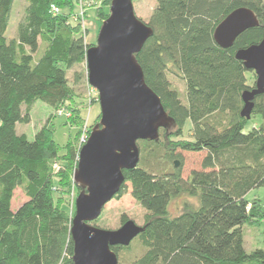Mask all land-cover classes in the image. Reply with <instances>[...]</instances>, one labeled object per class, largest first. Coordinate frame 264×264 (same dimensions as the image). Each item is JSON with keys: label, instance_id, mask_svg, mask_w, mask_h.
<instances>
[{"label": "trees", "instance_id": "1", "mask_svg": "<svg viewBox=\"0 0 264 264\" xmlns=\"http://www.w3.org/2000/svg\"><path fill=\"white\" fill-rule=\"evenodd\" d=\"M13 3L0 0V264H73L72 217L57 202L55 191L71 177L80 190L73 180L81 147L77 143L100 121L88 125L75 106V86L86 80L87 68L74 71L73 84L67 74L86 65L92 45L65 10H75L78 0H27L17 35L9 38ZM52 5L60 8L58 14ZM239 7L252 9L259 25L223 48L214 31ZM108 16L106 12L103 20ZM147 23L154 33L137 59L175 125L168 132L161 129L158 140H139L145 142L142 149L138 142L139 164L124 171L119 194L132 182V195L148 214L144 230L129 245L112 246L120 259L119 250L135 241L143 248L119 264H264V249L248 251L244 236L246 224L264 218L261 201L247 198L252 189L264 186V93L255 97L251 117L242 116V94L256 80L250 76L254 70L236 57L237 50L264 38V0H156ZM41 42L45 47L36 58ZM170 74L184 81V97ZM88 87L93 98L97 91ZM36 100L79 127L65 155L54 139L52 117L33 140L18 133L17 124L31 120ZM187 126L190 138L172 140L182 137ZM179 150L205 151L201 167L187 178L176 166ZM54 161L70 165L69 172L59 171L57 181ZM18 187L28 199L14 209ZM178 195L186 196L184 208L173 215L169 204Z\"/></svg>", "mask_w": 264, "mask_h": 264}, {"label": "water", "instance_id": "2", "mask_svg": "<svg viewBox=\"0 0 264 264\" xmlns=\"http://www.w3.org/2000/svg\"><path fill=\"white\" fill-rule=\"evenodd\" d=\"M258 25L252 9L239 7L218 24L214 39L229 48L241 33ZM153 33L136 14L133 0H112L97 43L87 50V80L98 91L101 117L80 147L74 172L73 180L80 190L70 229L73 264H119L112 246L129 245L144 230L133 219L117 229L93 222L121 191L126 182L124 171L138 166L139 140H158L161 129L168 132L175 125L161 97L146 82L137 59ZM236 57L257 75L255 87L242 94L241 115L250 118L255 97L264 93V38L237 50Z\"/></svg>", "mask_w": 264, "mask_h": 264}, {"label": "rangeland", "instance_id": "3", "mask_svg": "<svg viewBox=\"0 0 264 264\" xmlns=\"http://www.w3.org/2000/svg\"><path fill=\"white\" fill-rule=\"evenodd\" d=\"M78 1L79 3L75 10H65L70 15L71 24L73 26H76V29L79 30V34H82L85 37V40L88 44L95 45L97 43V37L99 35L100 28L104 21L103 17L105 16L106 12L107 14H110L109 7L111 4V0ZM133 3L136 14L144 21L148 22L153 10L156 7V0H133ZM26 5L27 0H14L10 22L6 33L9 38L17 35L18 24L24 16ZM44 47L45 46L43 42H41L38 51L35 53L36 58H38L43 53ZM84 69L86 70V65L85 63H82L67 72L71 84H73L74 71H82ZM250 76L252 80L257 79L256 73H253ZM169 77L174 87H176L184 97V81L180 77L172 74H170ZM75 90L77 93L78 101V103H75V106L79 108L82 117L86 119V123L92 126L101 117V108L99 101L89 103V100H91V102H93L95 99L98 100V91L95 89L97 93L94 92L93 98L89 97V92L91 93L92 90L91 88L89 90L87 77L86 80L84 79L75 86ZM52 112L53 115L51 114ZM30 115L31 120L28 123L17 124L18 133H25L30 140H33L36 131H38L41 126L46 123L49 117H52L51 123L54 127V139L60 147V155H65V146L69 142H75L79 127L77 125L71 124L66 116L56 114L55 109L42 100H36L31 108ZM185 131L186 132L182 137H173L172 140H178L180 138H190L191 134L188 126ZM83 135H85V131ZM80 140H82V136H80ZM80 140L78 141L77 145L80 144ZM144 144V141H139L141 149ZM178 152H181V157L176 159L178 161V166H181L182 174L185 178H187L193 169L201 167V161L203 156L205 155V151L188 152L179 150ZM72 164L75 165L74 163ZM69 167L67 165H64V161H54L52 163V169L56 181L57 179L59 180V171L63 168H66V171L69 172ZM70 179V183L66 185L61 184V186L63 187H60L55 191V196L59 205L63 207L73 218L75 214V199L78 195L79 190L77 186H75V184L72 182V177ZM185 197L186 196L184 195H178L174 196L171 199L169 204V211L171 214L176 215L183 210V202L185 200ZM247 198L251 201H253L254 199H259L264 211V186L252 189L248 193ZM27 199L28 198L25 195L23 189L21 187H18L15 190L12 207L14 209L17 208ZM190 199L192 201H195L194 198ZM147 214V210L132 195V182L127 181L125 190L122 191L119 195L115 196L105 205L102 215L93 223L103 228L117 229L122 225V218L123 216H125L126 219H133L137 224L144 225L147 219ZM250 229L252 230V233L249 232ZM245 233L246 235H248L245 246L248 251H251L256 247L264 249V218L258 220V222H256L255 224H246ZM119 252L123 257V260L119 258L120 262L125 263L126 260H129L142 253L143 248L137 241H135L131 244L130 248H122L119 250Z\"/></svg>", "mask_w": 264, "mask_h": 264}, {"label": "built area", "instance_id": "4", "mask_svg": "<svg viewBox=\"0 0 264 264\" xmlns=\"http://www.w3.org/2000/svg\"><path fill=\"white\" fill-rule=\"evenodd\" d=\"M51 8H52V12L54 14H58L60 12V8L58 6H56V5H52ZM62 113H63V111L60 110L59 114H62ZM87 137H88V134H86V133H85V135H82V140L80 142L81 145L83 144V142L86 140Z\"/></svg>", "mask_w": 264, "mask_h": 264}, {"label": "crops", "instance_id": "5", "mask_svg": "<svg viewBox=\"0 0 264 264\" xmlns=\"http://www.w3.org/2000/svg\"><path fill=\"white\" fill-rule=\"evenodd\" d=\"M249 232L252 233V230L250 229ZM244 236H245V246H246L248 235H246L245 233V227H244Z\"/></svg>", "mask_w": 264, "mask_h": 264}]
</instances>
